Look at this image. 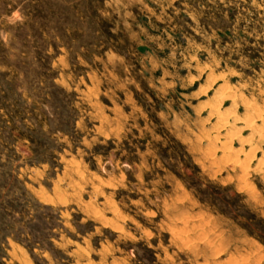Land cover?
<instances>
[{"label": "rangeland", "instance_id": "1", "mask_svg": "<svg viewBox=\"0 0 264 264\" xmlns=\"http://www.w3.org/2000/svg\"><path fill=\"white\" fill-rule=\"evenodd\" d=\"M259 219L264 0H0V264H264Z\"/></svg>", "mask_w": 264, "mask_h": 264}, {"label": "trees", "instance_id": "2", "mask_svg": "<svg viewBox=\"0 0 264 264\" xmlns=\"http://www.w3.org/2000/svg\"><path fill=\"white\" fill-rule=\"evenodd\" d=\"M263 223H264V219H259L256 223L257 225V230H258V234L256 233V235H260V236H264V227H263ZM250 234H255L254 232H250ZM263 241V239H261Z\"/></svg>", "mask_w": 264, "mask_h": 264}, {"label": "bare ground", "instance_id": "3", "mask_svg": "<svg viewBox=\"0 0 264 264\" xmlns=\"http://www.w3.org/2000/svg\"><path fill=\"white\" fill-rule=\"evenodd\" d=\"M232 94V93H231ZM231 94H228L229 96H231ZM232 95H234V94H232ZM219 262V261H218Z\"/></svg>", "mask_w": 264, "mask_h": 264}]
</instances>
